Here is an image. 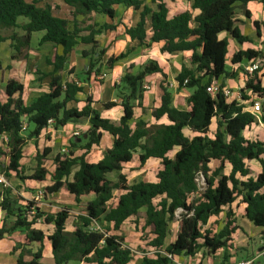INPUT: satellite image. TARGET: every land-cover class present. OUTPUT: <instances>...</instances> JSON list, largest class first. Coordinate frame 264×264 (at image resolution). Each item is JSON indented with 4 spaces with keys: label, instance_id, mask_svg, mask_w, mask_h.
<instances>
[{
    "label": "trees",
    "instance_id": "1",
    "mask_svg": "<svg viewBox=\"0 0 264 264\" xmlns=\"http://www.w3.org/2000/svg\"><path fill=\"white\" fill-rule=\"evenodd\" d=\"M58 1L68 9L69 18L54 14L58 7L53 0H0V44L13 42L10 47L20 55L22 50L29 48L32 35L41 33L39 46L49 44L53 50L46 61L51 72L38 73L41 76L38 80L49 78L48 91L29 104L21 98L23 85L13 79L6 80L5 101L0 104V138L6 137L5 148L0 150V174L7 182L12 178L46 180L48 149L35 154V169L28 177L22 176L20 161L26 142L38 138L49 120L53 121L54 130L87 122L89 129L82 135L85 140L77 137L70 143L84 154L99 145L102 133L112 138V146L96 164L87 163L84 155L72 157L70 153L53 158L51 184L45 188L43 196L63 191L73 196L76 204L92 196L76 216L66 209L45 215L34 202L24 201L20 205V199L12 195L10 189L0 186V210L4 212L0 240L15 232L24 234L21 248L13 249L14 253L21 251L16 264H41L46 243L54 264H129L132 251L120 235L122 225L129 219H134L135 226L142 220V230L146 233L149 251H142L140 264H170L168 256L192 258L200 250L207 255L222 250L223 261H227L233 236L241 230L232 208L237 201L244 205V219L260 229L264 239V144L243 137V132L257 121L245 111L243 104L226 102L221 92L225 80L236 78L238 71L244 73L243 68L234 71L229 65L261 59V67L251 76L244 73L246 82L241 98L248 100L243 92L246 91L263 102L260 119L264 123V72L261 73L264 54L247 49L228 58V42L226 38H218L225 33L239 45L249 42L237 27L235 10L238 7L250 20L246 5L255 0H185L191 3L190 10L171 17L161 0ZM260 2L264 11V0ZM116 6L140 10L137 24L124 27V34L138 47L148 49L153 44H161V54H188L184 60L189 67L182 65L174 80L179 90L187 81L183 88L192 92L185 99L178 98L176 107L171 104L166 75L156 61L149 60L136 75L128 68L121 77L123 88L117 91L116 97L120 100L122 117L117 123L101 118L89 98L80 110L67 108L68 104L77 103V96L83 91L78 83L63 82L61 78L74 48L90 47L89 51L81 52L83 58H88L86 78L98 75L102 68L110 70L126 58L127 54L123 53L105 57V49L97 51L95 37L112 32L115 27L100 24L94 18L100 16L112 21ZM20 18L26 23L19 24ZM252 25L258 36L259 23L253 21ZM260 25L264 28V20ZM15 29L23 35H2L4 31ZM15 59L17 56H11V60ZM3 70L0 63V74ZM154 74L162 78L161 96L159 107L150 113L156 121L165 117L169 124L147 126L139 120L131 128L133 109L141 107L144 79ZM213 82L218 84V89L210 95L206 89ZM114 106V103L102 104L105 110ZM212 121L215 131L211 134ZM185 129L189 136L184 134ZM78 138L82 145L77 143ZM136 151L140 152V168L148 159L160 161L155 182L128 184L122 171ZM170 154L173 155L169 158ZM251 163L258 165V174L254 175L249 168ZM75 168L77 171L69 179ZM114 172L118 176L112 183L107 175ZM198 175L202 178L201 187L196 182ZM114 191L119 195L112 204ZM220 215H223V226L218 232L204 229L211 218ZM70 218L74 219V225L68 231ZM172 223L177 226L175 237L166 243ZM37 224L51 227V234L37 229Z\"/></svg>",
    "mask_w": 264,
    "mask_h": 264
},
{
    "label": "crops",
    "instance_id": "2",
    "mask_svg": "<svg viewBox=\"0 0 264 264\" xmlns=\"http://www.w3.org/2000/svg\"><path fill=\"white\" fill-rule=\"evenodd\" d=\"M27 1L29 2L31 0H27ZM161 1L166 5V8L168 10V17H171L182 11L190 10L191 8V3L185 0H178L176 2H170L169 0H161ZM52 3H54L58 7V10L54 11V14H56L58 17L64 18L62 13H68V9L58 0H53ZM146 6L150 7L148 3L146 4ZM246 9L250 13L251 16L250 20L246 19L243 16L242 10H236L235 19L237 21V27L240 30L241 34L247 37V39L249 40L248 43L239 45L234 40L228 38V36L225 33H221L218 36L219 39L226 38L228 42V58H230L231 55L236 53L237 51H243L247 49L254 51H263L264 54V28L260 25V23L264 20L263 5L261 4L260 0H255L252 2H248L246 5ZM196 13H197L196 11L193 12L194 15ZM139 14H140V10L134 11L131 8L127 9L123 6H116L114 7V18L112 21H108L106 18L101 17L103 19L98 23L110 24L115 27V29L112 32H107L101 35H97L95 37V40L98 42V45H101L102 49L106 50L105 57H110V56L116 57L119 54H121L120 53L121 51L124 50L123 54H127L126 58L117 62L114 65V67L110 70L102 68V76H103L102 79L100 77L97 78L92 74L91 76L86 78L85 81L82 80L79 81L76 77H74L77 68L74 69L73 74L69 73L67 75L63 71V73L61 74V78L63 82L74 81L75 83H78L79 86H81L83 89L82 93L78 94L77 96V103H70L67 105V108H76L77 110H80L85 105L84 103L85 99L89 98L92 100V108L99 113L101 118L108 119L114 123H117L122 117V108L120 106V100L117 99L116 97V93L118 90H122L123 88L121 84V77L123 76L126 69L130 68L131 73L133 75H136L140 71L143 65H145L149 60H154L158 63V65L166 75V83L170 84L171 83L170 69L176 71L175 72L176 76L180 71V70L178 71V69L176 68L175 61L177 59L181 60V63H179L180 69L182 65H184L185 67H189L188 62L184 60V58L188 56L187 53H183V54L178 53L172 55L161 54L159 52L161 44H153L151 45L150 48L143 49L138 47L136 42H132L129 40V38L124 34V27H129V28L134 27L139 21ZM253 21L259 23L258 36L256 35V29L252 25ZM18 23L19 24L26 23V20L20 18L18 20ZM33 35L31 37V42ZM117 35H120L121 37L115 39ZM41 36L42 34L40 33L39 40ZM101 36L102 38H104L102 39L103 41H100L99 39ZM77 47H82V48L77 50L76 49ZM77 47L74 48V50L68 56V61L69 62L71 61L72 54L74 53L73 55L76 58L77 57L79 58L78 59L79 64L82 66L79 70H82V68L84 67L87 68L88 58H83L81 56V52L85 51L86 50L85 48L89 46L79 45ZM52 51L53 50L51 48L49 53L44 58V61L39 62L38 64L39 66L37 64H34L33 58L31 59L28 66L26 65L27 63L26 64L24 63L22 65L21 62H19V60L17 59L11 60V58H9L10 59L9 63L4 67L1 64L4 70L0 74V84L2 86V93H0V104L4 103L5 101L4 88L7 79H13L15 81L20 82L23 85L21 98L26 105L29 104L38 96H40L41 94L46 93L48 91L49 78H43L41 80H38L39 77H41L38 73L48 74L51 72L52 68L47 66L46 61L50 59L53 53ZM60 52L61 50L58 48L57 53L60 54ZM246 63H242L240 65H236L233 67L229 65V68L236 71L238 70V68H243L246 65ZM73 66L74 64H68V68H69L68 70H71ZM7 67L8 70H6ZM263 72H264V67L261 70V73ZM161 80L162 78L158 74L147 76L144 79L143 85H148L150 90L143 93L141 107L139 108L136 106L133 109V122L130 123L131 128H133L135 122L139 120L146 123L147 126L169 124L165 117L156 121L155 119L152 118L150 113L152 109H156L160 105ZM245 82H246V76L243 74V72L238 71L236 78L225 80L224 84H225V88L230 89L232 91H237V90H244ZM263 85H264V80H262V86ZM183 90L184 89H180V90L177 89L175 91L169 90L172 96L171 104L173 107H176L178 98L185 99L188 96H190L191 92H189L186 89L187 94L184 95ZM244 95L248 97V100H250L253 97L249 92L246 91H244ZM105 103H114L115 106L113 108H110L109 110H105L102 108V104ZM247 107H248L247 104H245L244 105L245 111H247ZM258 124L259 123L253 124L251 127L247 128L244 132L252 130L254 127H256V129L260 128L261 126L260 127L256 126ZM212 125L214 126L213 131H211ZM27 129L29 130L31 128L28 127ZM88 129H89V124L87 122L83 124L82 123L68 124L65 127L58 130H54V128L52 127L47 131H43L38 138L31 139L26 142L22 150V159L20 161L23 177H28L33 174V171L35 169L34 158L36 153H40L44 149H48L50 151V154L48 156V162L46 163V169L48 171V175L46 176V180L44 182H34L30 180L20 181L16 178H12L7 182L9 184V189L11 190L12 195H19L20 197L23 198L19 202L20 205H23L24 201H28L29 198H33L31 194L35 189L39 188L41 184H44L45 188L46 186L48 187L51 184L50 174L53 172L52 160L56 155H66L68 153L72 154V157H80L84 155L85 161L89 164H96L102 159L105 151L110 149L112 146V138L106 133H102L99 145L97 147L93 146L86 154H84V151L81 150L80 148L78 147L72 148L70 146V143L74 140V138L70 136V134L73 131L76 130L80 131L81 132L80 138L82 140H85L84 138L85 136L82 135H84ZM209 131L211 134L214 133L215 131L214 121H212ZM246 140L252 141L250 139H246ZM5 141H6L5 136L0 138V150L5 148ZM77 143L81 145L83 144V142L80 139L77 140ZM62 151H65L66 153H62ZM139 153H140L139 151H136L132 156V161L124 165V169L122 173L126 176V179H127V175H126L127 170L131 172H143L145 170H154L155 171L154 173L156 174L157 171L160 169V161L156 159H148L145 165L140 168L138 166ZM168 157L170 158V155H168ZM26 160L32 163L29 174L26 173L24 174V170H23L24 161ZM75 171H77V168L73 170L69 179H71ZM112 174H116V180H117L118 173L115 172L108 174L107 179L111 181L109 179V175ZM155 174H154V178H155ZM116 180L111 182L114 183L116 182ZM150 182H155V179L154 181H150ZM46 183L48 185H46ZM133 183H137V182H133ZM114 192H113L114 199L111 201L112 204L115 203L116 198L119 195L118 191H114ZM90 200H92V196L82 198L80 200V203L76 204L74 201V197L65 194L63 191H60L53 195H49L45 197L43 196V200L35 199V201L37 202L36 203L37 208L39 209L40 212L44 213L45 215H53L57 211L64 209V208H60L61 206H59V203H61L67 206L66 210L70 211V213L73 216L80 214L85 204ZM237 202H235L232 206L234 213H235L234 206L237 204ZM240 208L242 210L243 221L241 223L237 221V224L239 225L241 230L237 231L233 236L231 242V250L227 251V254L229 255L227 261H223L224 252L222 250L218 251L214 255H207L206 252L200 250L192 258H187L183 256L177 257L175 259V263L170 262V264H177V263L187 264L191 261L198 264H204V263L233 264L236 261L249 260V259H254L253 262L254 264L256 261H258L260 258L257 257L256 252H261L262 250H264V244L261 239L262 238L261 230L258 228H254L250 223H248L244 219V215H243L244 205L241 203H240ZM142 215H143V211L140 212V217H142ZM3 220H4V212L0 210V228L2 226ZM210 220L206 226L210 224ZM129 221H133L135 232L137 233L139 231V229L137 228L139 227L140 225L139 223L142 220H139L138 225L135 226L134 219H129L126 222H124V224L122 225L120 235H122V230L124 225ZM73 225H74V219L70 218L67 222V230L71 231ZM222 226L223 223L221 224V227L215 232H218L222 228ZM35 227L37 229H41L42 231H45L47 235L51 234V227H46L43 226L42 224H37ZM175 228H176L175 231L171 232V234L167 237L166 243H170L174 239L177 226H175ZM140 230H142V226ZM125 238L126 237H124V244L126 240ZM23 243H24L23 233L15 232L11 235H4L3 238L0 240V256H2L1 257L2 259L0 260V264H16L17 256L21 251H17L14 253L13 249L15 247L21 248ZM2 244L4 245L3 248H1ZM32 251L34 252L35 249H33ZM45 253H48L51 256V250L48 243L44 245L42 258L44 257ZM140 261H141V257L136 260L132 259L129 264H140Z\"/></svg>",
    "mask_w": 264,
    "mask_h": 264
},
{
    "label": "rangeland",
    "instance_id": "3",
    "mask_svg": "<svg viewBox=\"0 0 264 264\" xmlns=\"http://www.w3.org/2000/svg\"><path fill=\"white\" fill-rule=\"evenodd\" d=\"M236 10H240V9L237 7ZM62 15L64 16V18H69L68 13H62ZM94 19L96 22H100V21H102L103 18H101L100 16H96ZM12 34H16V35H18V37H21L23 35V33L18 29L9 30L6 32L4 31L2 33V35H4V36H11ZM39 37H40V34L33 35L32 42H31L29 48L22 50L20 55L16 54L13 51V49L10 47L11 45H14L13 42L7 41L5 43L0 44V62L3 65V67L9 63V61H10L9 58H11V56H17V60H19V62H21L22 65L24 63L25 64L27 63L26 64L27 66L30 63L32 58H33L34 64L38 65L40 61L43 62L44 58L49 53L51 46L49 44H44L42 46H39V41H38ZM119 37H121V36L117 35L115 37V39H117ZM99 39H100V41H103L102 39H104V38H102V36H101ZM81 48L82 47H77L76 49L79 50ZM85 49H86L85 51H89L90 48L87 47ZM101 49H102L101 45H98L97 51H99ZM123 52H124V50L121 51L120 53H123ZM73 54L71 57V61L70 62L68 61L64 72L67 75L69 73L73 74L74 69L77 68V71H76V74L74 75V77H76L79 81H81V80L85 81L86 76L84 75V73L87 71V68L84 67V68H82V70H79L82 66L79 64V61H78L79 58L78 57L76 58ZM175 63H176V68L179 71L180 70L179 63H181V60L177 59L175 61ZM68 64H74V66L71 70H68L69 69ZM101 64H103V62ZM96 67H99V65H97ZM175 72L176 71H174L173 69H170V80H171V82H173L174 78L176 77ZM101 76H102V69H101L100 73L98 75H96L95 77L99 78ZM263 87H264V85H263ZM170 91H175V90L170 89ZM188 91L192 92V90H190V89ZM0 93H2L1 84H0ZM183 94L184 95L187 94L186 89L183 90ZM262 106H263V102H261V108H262ZM261 112H262V109H261ZM261 115L262 114H260L259 119L261 118ZM83 123L84 122H82V124ZM256 126H259V127L261 126V127L258 129H256V127H254L252 130L244 132L243 136L245 139H250L252 141H258V142H261L264 144V123L261 122V119H260V125L258 124ZM213 130H214V126L212 125L211 131H213ZM184 134L186 136H189V132L187 130L184 131ZM172 155L173 154H170V157H172ZM31 166H32V163L28 162L27 160L24 161V166H23L24 174L25 173L29 174ZM211 167H214V164H212ZM249 168L251 169V171L253 172L254 175H256L260 171V169L256 163H251L249 165ZM128 171L129 170L126 171V175H127V181L130 184L133 182H139V181H149L150 182V181H154V179H155L154 178V174H155L154 170H145L143 172H131V171L128 172ZM227 172H228V169L225 170V173H227ZM109 179L112 182L115 181L116 180V174L109 175ZM198 184L200 186H202L203 182L200 179H198ZM46 185H48V184L46 183ZM16 188H17V186H16ZM44 190H45V186H44V184H41V186L39 188L35 189L33 191V193L31 194V196L33 198H29L28 201L34 202L36 204L37 202L35 201V199H39V200L42 199L43 200ZM114 193H116V192H114ZM15 196H17L18 199H20V200L23 199L19 195H15ZM57 199H58V197H57ZM59 206H61L60 208H64V209H66V207H67V206H65V204H61V203H59ZM234 209H235L236 219H237V221H239V223H241L243 221V217H242V210L240 208V202H237V204L234 206ZM222 219H223V215H221L219 217L212 218L210 220V224L208 226H206L205 229L212 231V232L217 231L221 227ZM142 222L143 221H140V223H139L140 225L137 228V229H139V231L137 233L135 232L133 221L127 222L124 225L123 230H122V236L126 237L125 238L126 239L125 240V246L132 251V259L133 260L139 259L142 255V251H147V252L149 251L146 247V244H147L146 233H145V231L140 230L141 226H142ZM175 226H176L175 223H172L170 225V233L175 231V229H176ZM261 239H262L263 244H264V239L263 238H261ZM3 247H4V245L2 244L1 248H3ZM258 254H259V252H256V255H258ZM1 257L2 256H0V260L2 259ZM40 263L41 264H54L52 257L48 253H45L44 257L40 260ZM254 264H264V260L259 259Z\"/></svg>",
    "mask_w": 264,
    "mask_h": 264
},
{
    "label": "built area",
    "instance_id": "4",
    "mask_svg": "<svg viewBox=\"0 0 264 264\" xmlns=\"http://www.w3.org/2000/svg\"><path fill=\"white\" fill-rule=\"evenodd\" d=\"M262 65V60L261 59H256L255 61H250V62H247L246 65L243 67V71L246 75L248 76H251L255 71H257ZM243 73V74H244ZM101 79L103 78V76L100 77ZM187 83V81H184L183 82V86H182V89H184L183 87L185 86V84ZM167 87L168 89H174V90H177L178 89V84L173 81L171 82L170 84H167ZM217 89H218V84L216 82H213L207 89V93H209L210 95H214L216 92H217ZM142 90L143 92H147L150 90L149 86L148 85H142ZM222 94H223V97L225 98L226 102L230 103V102H237L238 104H247V112H249L252 116L255 117L256 119V123H259L260 124V119H259V116L261 114V102L260 100H258L257 98L255 97H252L250 100H246V101H243L242 98H241V93H242V90H237V91H232L230 89H227V88H223L222 89ZM244 92V91H243ZM53 127V121L52 120H49L47 122V127L44 131H47L48 129H51ZM81 135V132L80 131H73L70 136L72 138H77ZM6 142V141H5ZM62 153H66L65 151H62ZM198 179H200L202 181V178L200 175L197 176L196 178V182L198 184ZM0 186L3 188V189H9V184L7 183V181L4 179L3 175L0 174ZM199 187H201L199 184H198ZM96 229H98V227L96 226L95 227ZM170 258V262L171 263H175V259L176 257L174 258H171L170 256H168ZM258 258L264 260V250H262L261 252H259V254L257 255ZM254 262V259H249V260H241V261H236L235 263L233 264H253ZM177 264H181V263H177ZM187 264H198V263H194V262H189ZM204 264H207V263H204Z\"/></svg>",
    "mask_w": 264,
    "mask_h": 264
},
{
    "label": "water",
    "instance_id": "5",
    "mask_svg": "<svg viewBox=\"0 0 264 264\" xmlns=\"http://www.w3.org/2000/svg\"><path fill=\"white\" fill-rule=\"evenodd\" d=\"M85 138V137H84Z\"/></svg>",
    "mask_w": 264,
    "mask_h": 264
}]
</instances>
